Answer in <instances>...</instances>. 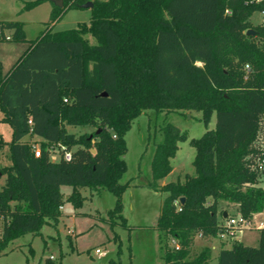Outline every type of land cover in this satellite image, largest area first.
I'll return each instance as SVG.
<instances>
[{
	"label": "trees",
	"instance_id": "16d2710c",
	"mask_svg": "<svg viewBox=\"0 0 264 264\" xmlns=\"http://www.w3.org/2000/svg\"><path fill=\"white\" fill-rule=\"evenodd\" d=\"M43 1L27 2L25 8ZM88 1L94 3L89 22L47 28L5 74L0 63V110L13 130L12 164L2 167L0 251L57 221L64 204L61 186L67 184L74 188L69 199L76 205L81 187L109 189L116 196L111 220L120 218L127 226L122 197L129 182H121L126 133L148 109L196 110L207 127L214 113L217 122L191 140L195 173L183 182L159 183L172 170L179 141L188 139L167 122L155 145L150 185L168 193L155 225L165 264H209L212 248L192 255V247L198 237H219L221 200L238 204L249 220L264 210L259 185L264 145L256 143L264 127V22L251 20L264 10V1L64 0L62 7L52 1L51 20ZM3 40L27 41L24 23L0 20ZM68 126L94 130L77 135ZM28 135L40 138L35 141L40 156ZM4 144L0 138V149ZM59 144L72 151L70 160L52 158L51 149ZM109 264L123 263L111 259ZM218 264H264V227L259 247L234 240L220 249Z\"/></svg>",
	"mask_w": 264,
	"mask_h": 264
},
{
	"label": "rangeland",
	"instance_id": "374dc122",
	"mask_svg": "<svg viewBox=\"0 0 264 264\" xmlns=\"http://www.w3.org/2000/svg\"><path fill=\"white\" fill-rule=\"evenodd\" d=\"M34 0H0V20H20L24 23L27 41H0V63L3 74L8 72L17 59L27 49L31 40L36 39L47 28L65 30L74 28L79 22H89L91 8H71L63 16L51 20L54 4L45 0L38 5L25 8L27 2ZM255 24L261 22L262 14L257 11L251 17ZM91 41H94L91 38ZM202 113L196 110L156 111L145 110L138 116L126 133L128 151L125 154L127 169L121 182L129 185L123 192V215L127 218V226L122 219L115 218L112 222L110 211L116 206V196L109 189L100 191L90 187L79 188L81 202L76 205L69 197L73 194L72 185H62V215L57 221L45 224L40 233H26L11 240L6 248L0 251V264H34L54 255L57 261L64 264H109L111 259L123 264H165L160 244V234L155 228L161 213L162 204L167 191L154 189L152 159L155 145L162 139L161 127L167 122L178 126L188 134V139L179 141V148L171 158L172 170L159 180L161 185L169 182H183L186 175L195 173L193 160L195 147L191 140L201 137L208 129L216 127L217 116L213 114L208 125L201 119ZM70 132L82 135L90 133L93 127L68 126ZM13 130L4 120L0 110V138L5 142L0 149V189L5 183L3 166L12 164L9 156V143ZM256 143L264 145V127L258 133ZM34 145L38 136H26ZM54 160L60 158L58 149L52 151ZM259 185L264 188V174ZM226 210L235 218H240L239 205L221 200L219 202V219L226 223L221 214ZM251 227L241 228L232 238L198 237L192 247V255L199 253L203 247L212 248V259L209 264H218V255L222 247H231L234 240L245 245L259 247L260 223H264V210L250 219ZM2 235V219L0 218V237ZM99 248L102 253L96 251ZM104 253V254H103Z\"/></svg>",
	"mask_w": 264,
	"mask_h": 264
},
{
	"label": "built area",
	"instance_id": "2783aa9c",
	"mask_svg": "<svg viewBox=\"0 0 264 264\" xmlns=\"http://www.w3.org/2000/svg\"><path fill=\"white\" fill-rule=\"evenodd\" d=\"M247 4H251V3H260L264 0H245ZM227 12H230L229 10H227ZM262 14V20L261 22H264V10L261 11ZM247 69H249V65H247ZM58 149L60 152V156H63L65 159L70 160L72 158V151L67 149L66 145L64 144H59L56 147H53L51 149V153L53 150ZM34 151L36 156H40L41 155V148H40V144L39 143H35L34 144ZM261 169L264 172V158L261 161ZM61 209L63 208V206L60 207ZM252 225V221L245 218L242 214H240V218H235L233 216H227L226 218V223L223 224V227L220 229L219 231V237L221 239H228V238H232L236 235V231L241 229V228H248L251 227ZM259 226L264 227V223H260ZM172 244L179 249L180 245L176 240H172ZM97 252L102 253V251L97 248L96 249ZM56 260L54 255H50L49 257H46V259L44 261H39L37 263L34 264H50V261H54Z\"/></svg>",
	"mask_w": 264,
	"mask_h": 264
},
{
	"label": "water",
	"instance_id": "95a60500",
	"mask_svg": "<svg viewBox=\"0 0 264 264\" xmlns=\"http://www.w3.org/2000/svg\"><path fill=\"white\" fill-rule=\"evenodd\" d=\"M52 1H54V3L56 5H58V6H60V7H62L64 5V0H52ZM93 5H94L93 1H88V2L84 3L82 6L83 7H90L91 8V7H93ZM247 33L248 34H254L255 33V30L254 29H249L247 31ZM104 94L106 95V93H104ZM91 151L93 153H95L96 152V149L95 148H92ZM184 201H185V197H181V202H184ZM227 214H228L227 211H225L224 212V216L226 217Z\"/></svg>",
	"mask_w": 264,
	"mask_h": 264
},
{
	"label": "crops",
	"instance_id": "0c3cea01",
	"mask_svg": "<svg viewBox=\"0 0 264 264\" xmlns=\"http://www.w3.org/2000/svg\"><path fill=\"white\" fill-rule=\"evenodd\" d=\"M225 211H226V210H224V212H225ZM227 213H228V212H227ZM228 215H230V214L228 213L227 216H228ZM227 216H226V217L224 216V217L227 218ZM103 254H104V253H103Z\"/></svg>",
	"mask_w": 264,
	"mask_h": 264
}]
</instances>
